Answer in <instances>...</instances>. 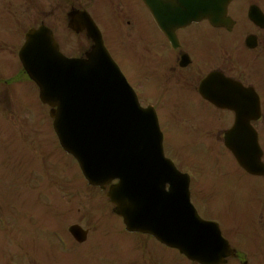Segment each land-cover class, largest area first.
Instances as JSON below:
<instances>
[{
  "label": "flooded vegetation",
  "instance_id": "flooded-vegetation-1",
  "mask_svg": "<svg viewBox=\"0 0 264 264\" xmlns=\"http://www.w3.org/2000/svg\"><path fill=\"white\" fill-rule=\"evenodd\" d=\"M149 7L143 0H0V33L11 48L24 23H46L64 54L83 56L92 45L86 13L140 102L156 110L164 134L178 127L212 153H229V134L243 150L247 142L255 145L264 165V0H226L217 10L214 0H159L158 23ZM173 111L182 116L174 119ZM239 173L235 177L253 193L251 204L261 214L255 223L262 228L264 175ZM30 246L5 249L0 264H23V258L45 264V256L54 257L49 246L34 250V240ZM233 248L238 254L228 264L256 262L251 250ZM63 252V264H103L100 242L91 237Z\"/></svg>",
  "mask_w": 264,
  "mask_h": 264
},
{
  "label": "water",
  "instance_id": "water-1",
  "mask_svg": "<svg viewBox=\"0 0 264 264\" xmlns=\"http://www.w3.org/2000/svg\"><path fill=\"white\" fill-rule=\"evenodd\" d=\"M68 59L45 28L30 31L20 59L49 105L62 148L107 193L129 231H140L200 264H218L228 246L189 203L188 178L164 158L154 114L139 107L101 41ZM168 189L165 190V185ZM72 231V229H71Z\"/></svg>",
  "mask_w": 264,
  "mask_h": 264
},
{
  "label": "rangeland",
  "instance_id": "rangeland-1",
  "mask_svg": "<svg viewBox=\"0 0 264 264\" xmlns=\"http://www.w3.org/2000/svg\"><path fill=\"white\" fill-rule=\"evenodd\" d=\"M3 37L4 34L0 33V40ZM2 53L0 52V58H4L5 54ZM2 74L4 77L10 76L9 72ZM29 86L31 88V85ZM30 88L28 86L20 87V96L19 89L16 90L14 95L21 97V100L10 99L9 91H5L4 84L0 81V122H2L4 113H17L23 120L21 121L22 132L18 134L19 136L22 134L23 139L21 140L14 141V137L10 135V133H14V122L6 123L10 125V133L8 134V145L4 149L7 153H10L12 149L15 150L14 157L16 159L10 161L12 164L17 159H21L22 182H27L28 173L33 177L29 178L26 187L22 183L17 190L14 187L5 188L2 189V193L11 202V210L13 206H18L22 213H28L27 215H20L21 217L16 222L27 232H32L34 227V244H38L39 241L43 240L40 237H46L48 233L53 234V242L61 243L65 239L64 228L66 229L70 224L78 223L84 227L93 226L92 235L101 236L103 259L107 260V262L104 261L105 264H115L111 259L117 257V249L120 246L129 247L130 250L134 246V250L132 255L129 254V257L119 256L122 263L119 262L118 264H128L129 259L132 264H158L159 261L161 264H188L173 251L154 245L160 253L157 252L152 248L153 242L147 237H140L136 240L129 236L124 231L121 220L109 213L107 209L109 205L108 202L105 203L106 198L104 199L103 194L90 188L86 183H84L85 186L82 185L83 181L79 169L73 160L56 148L51 126L46 124V122L49 124L51 122L48 118L47 109L39 105L35 89L33 91ZM18 100L20 103L22 102L24 108L42 116L35 113L30 114L21 109ZM168 100L169 98L165 102ZM41 109H44L43 112H39ZM181 116L182 114L177 111H173L171 114V117L176 120ZM168 139L172 150H168L167 155L172 158L170 153L174 152V156L179 157L184 163L191 162L187 168H193L197 178L193 190L196 191L198 197H203L208 201V213L218 219L224 228L229 224L239 228L240 224L235 220L236 211L231 199L238 198L243 193L252 196L248 190L243 189L246 187L245 183L231 176L229 167L233 166L229 155L223 151L212 154L206 152L201 146H197L198 148L188 146L187 137L178 127L177 129L173 127L172 135ZM29 152L33 155L32 160ZM213 161L222 162L223 167L219 163L214 164ZM29 165L34 167L30 170ZM206 166L213 167L211 174L205 173ZM5 172V167L0 168V175H5ZM14 174L10 172L11 177L9 179L15 178L13 177ZM31 183H34V187L37 186V188L33 190ZM31 191H34V194ZM53 193L56 195H52ZM35 194L41 195L35 197ZM196 201H198L197 198ZM218 201L220 202L219 207L216 206ZM57 207L63 212L66 209L67 213L58 212ZM248 207L249 202L244 206V211H247ZM108 208L110 209V206ZM68 212L70 215L66 222ZM3 213L7 215L6 210ZM0 239L2 238L0 237ZM236 242L242 247L245 246L242 238ZM131 243H133L132 246ZM5 246L8 249L14 248L13 244H6ZM139 246L140 248H136ZM141 248H144L145 252H148V257L152 256L153 260H149L146 255V257H141L140 254L136 255L135 250ZM252 252L254 253V251ZM262 254L258 249L257 256H262ZM253 264H264V261L263 263L253 262Z\"/></svg>",
  "mask_w": 264,
  "mask_h": 264
}]
</instances>
